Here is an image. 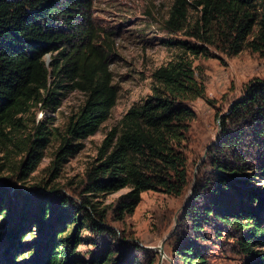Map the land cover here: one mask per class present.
<instances>
[{
  "label": "trees",
  "instance_id": "trees-1",
  "mask_svg": "<svg viewBox=\"0 0 264 264\" xmlns=\"http://www.w3.org/2000/svg\"><path fill=\"white\" fill-rule=\"evenodd\" d=\"M90 6L91 0H0V144L15 145L22 115L37 105L56 110L59 97L68 91H79L84 99L66 121L56 164L78 147L72 141L94 134L107 119L118 97L110 69L115 47L111 33L93 25ZM163 27L188 38L170 41L178 54L153 71L151 94L133 104L107 132L96 162L86 173L91 191L129 188L118 199L121 214L132 212L144 191L182 194L188 182L186 142L196 116L188 101L203 98L211 102L190 56H234L245 49L263 54L264 0H173ZM47 54L49 63L44 58ZM228 110L221 117L222 138L207 150L213 172L198 176L180 220H187L198 238L202 225L212 219L248 229L250 239L242 245L249 252V242L264 237V196L246 185L251 171L240 147L248 133L254 145L264 134V81L248 85ZM49 134L43 121L34 126L22 162L27 170L39 162ZM6 193L0 185V215L4 217L8 215ZM51 199L23 198L27 210L34 208L23 219L37 223L42 232L45 227L48 230L42 244L45 256L39 264H78L75 248L80 243V223L105 239L103 250L89 264H138L121 261L124 254L115 257L111 246L120 239L106 224V215L89 201L77 206L64 197ZM65 226H71V232ZM23 227L17 222L7 229L6 243L15 244ZM191 238H178L174 264H204Z\"/></svg>",
  "mask_w": 264,
  "mask_h": 264
},
{
  "label": "rangeland",
  "instance_id": "rangeland-1",
  "mask_svg": "<svg viewBox=\"0 0 264 264\" xmlns=\"http://www.w3.org/2000/svg\"><path fill=\"white\" fill-rule=\"evenodd\" d=\"M172 2L91 0L89 17L93 25L111 33L114 41L115 54L110 59V69L113 82L118 87L116 103L98 130L82 140L72 141L78 147L57 164L56 154L61 146L66 121L84 99L79 91H68L59 97L61 103L54 111L42 105L32 107L22 115L23 126L16 131V144H0V185L7 190L5 208L8 212L5 217L0 215V264H39L44 259L46 249L42 244L48 230L45 227L42 232L37 223L23 219L27 211L34 209L32 205L27 210L23 201L25 195L35 197V200L45 197L54 201L64 197L77 206L83 205L84 200L89 201L106 215V224L116 231L120 240L114 242L111 248L117 252L115 257L124 254L121 261L130 259L138 264H174L178 261L174 252L178 238L181 240L191 235L204 264H264V237L249 242L247 248L250 250L246 252L242 243L251 236L248 229L242 230L235 223L224 225L212 219L202 225L201 237L198 238L192 235L187 220H180L181 213L192 198L198 176H210L213 172L208 163L207 150L222 138V115L228 113L233 103L246 93L248 85L264 81V52L258 54L245 49L234 56L223 53L211 58L190 56L198 78L204 83L205 97L211 102L208 104L203 98L188 101L196 116L190 123L186 142L188 182L182 194L175 196L161 191H144L135 209L121 214L117 208L118 199L129 188L115 192L89 189L86 173L96 162L98 148L107 132L119 123L133 104L151 94L153 71L178 54L172 42L188 38L181 32L169 33L163 27ZM44 58L47 63L51 61L48 54ZM40 121L49 128L50 134L39 162L32 170H27V165H22L26 158L25 147L34 126ZM252 137L248 133L240 147L246 154L247 168L251 171V175L246 176L249 180L246 185L256 187L264 196V134L255 145ZM203 162H206L205 166H202ZM54 214L53 210L52 217ZM17 222L24 227L19 232L18 241L11 245L4 240V234ZM76 226L77 223L74 229ZM70 228L65 226L64 230L71 232ZM249 228H253L252 225ZM78 236L80 243L75 248L78 264H89L92 256L103 250L105 239L91 231L85 223L78 224ZM30 251L32 254H28Z\"/></svg>",
  "mask_w": 264,
  "mask_h": 264
},
{
  "label": "water",
  "instance_id": "water-1",
  "mask_svg": "<svg viewBox=\"0 0 264 264\" xmlns=\"http://www.w3.org/2000/svg\"><path fill=\"white\" fill-rule=\"evenodd\" d=\"M223 115H225V114H223ZM204 158H202V160H203Z\"/></svg>",
  "mask_w": 264,
  "mask_h": 264
}]
</instances>
